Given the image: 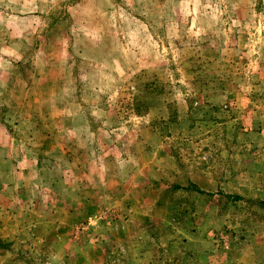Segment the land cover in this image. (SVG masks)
Masks as SVG:
<instances>
[{"label": "rangeland", "instance_id": "obj_1", "mask_svg": "<svg viewBox=\"0 0 264 264\" xmlns=\"http://www.w3.org/2000/svg\"><path fill=\"white\" fill-rule=\"evenodd\" d=\"M0 264H264V0H0Z\"/></svg>", "mask_w": 264, "mask_h": 264}]
</instances>
